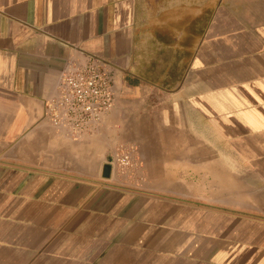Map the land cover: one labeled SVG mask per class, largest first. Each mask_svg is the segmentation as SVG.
Wrapping results in <instances>:
<instances>
[{"label":"crops","instance_id":"0c3cea01","mask_svg":"<svg viewBox=\"0 0 264 264\" xmlns=\"http://www.w3.org/2000/svg\"><path fill=\"white\" fill-rule=\"evenodd\" d=\"M87 58L75 140L45 101ZM0 264H264V0H0Z\"/></svg>","mask_w":264,"mask_h":264},{"label":"built area","instance_id":"2783aa9c","mask_svg":"<svg viewBox=\"0 0 264 264\" xmlns=\"http://www.w3.org/2000/svg\"><path fill=\"white\" fill-rule=\"evenodd\" d=\"M115 104L114 77L102 63L87 58L72 62L60 74L56 92L45 101V117L72 139L94 134ZM137 150H120L111 162L112 173L127 176L135 167Z\"/></svg>","mask_w":264,"mask_h":264},{"label":"water","instance_id":"95a60500","mask_svg":"<svg viewBox=\"0 0 264 264\" xmlns=\"http://www.w3.org/2000/svg\"><path fill=\"white\" fill-rule=\"evenodd\" d=\"M111 171H112L111 166H110V165H106V166L104 167V176H105L106 178H109L110 175H111Z\"/></svg>","mask_w":264,"mask_h":264}]
</instances>
